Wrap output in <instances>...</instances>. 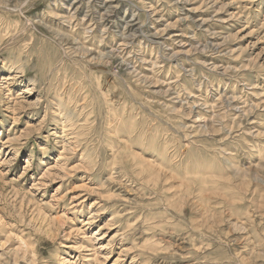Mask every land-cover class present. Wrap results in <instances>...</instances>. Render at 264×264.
<instances>
[{
	"label": "rangeland",
	"instance_id": "rangeland-1",
	"mask_svg": "<svg viewBox=\"0 0 264 264\" xmlns=\"http://www.w3.org/2000/svg\"><path fill=\"white\" fill-rule=\"evenodd\" d=\"M0 264H264V0H0Z\"/></svg>",
	"mask_w": 264,
	"mask_h": 264
}]
</instances>
